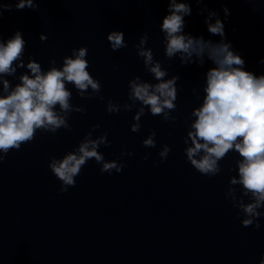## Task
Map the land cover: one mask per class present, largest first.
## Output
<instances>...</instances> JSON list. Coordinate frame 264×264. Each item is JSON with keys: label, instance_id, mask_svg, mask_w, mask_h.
Segmentation results:
<instances>
[{"label": "water", "instance_id": "water-1", "mask_svg": "<svg viewBox=\"0 0 264 264\" xmlns=\"http://www.w3.org/2000/svg\"><path fill=\"white\" fill-rule=\"evenodd\" d=\"M38 3L35 11H5L0 34L8 36L22 29L27 52L44 68L50 58L59 63L73 47L87 45L90 71L100 79L105 99H82L73 89V103L85 105L86 112L72 113V130L37 134L33 143L11 151L0 162V264H257L264 253V218L260 229L244 227L225 199L232 175L227 171L230 154L221 161L223 171L211 178L185 160L184 120L197 103L190 89L203 69L165 58L158 24L167 0ZM191 3L186 30L207 37L204 17L198 14L201 5L195 0ZM204 3L221 16V5H228L227 38L242 51L249 68L264 70L257 63L264 57V8L255 13L246 0ZM113 29L124 31L126 48H110L106 36ZM145 31L150 37L147 46L165 61L170 74L180 73L178 83L184 90L177 100L176 122L165 123L159 115L148 113L142 117L141 130L133 132L130 124L135 110L109 114L105 105L109 97L126 100L127 82L135 75L152 79L132 47ZM41 32L47 40H40ZM96 123L101 127L94 136L107 130L112 141L99 149L106 159H114L122 148L133 155L122 156L127 166L111 175L101 173L94 158L90 159L76 177V185L59 193L60 181L47 166L49 157L72 150ZM149 129L157 133L154 148L142 145ZM163 143L172 149L166 161L154 165ZM145 153H151L148 160L142 159Z\"/></svg>", "mask_w": 264, "mask_h": 264}, {"label": "clouds", "instance_id": "clouds-1", "mask_svg": "<svg viewBox=\"0 0 264 264\" xmlns=\"http://www.w3.org/2000/svg\"><path fill=\"white\" fill-rule=\"evenodd\" d=\"M195 2L201 5L198 14L204 17L207 37L186 30V17L192 15L191 0H167L165 14L158 24L165 58L169 62L178 60L181 66L195 64L203 69L198 83L190 89L197 103L184 120L182 151L186 162L209 178L223 171L221 161L230 154L227 171L232 175L224 197L236 210L242 226L260 229L264 218V70L249 68L242 51L227 38L225 21L231 15L227 4L221 5V16L219 10L209 8L204 0ZM246 3L255 13L264 8V0ZM38 7V0H3L0 17L5 11L25 8L35 11ZM217 36L218 39L213 38ZM39 38L45 41L48 37L41 32ZM106 39L113 51L128 46L123 30H110ZM149 39L145 31L132 47L152 79L135 75L127 82V99L121 102L109 97L105 105L109 114L135 110L130 124L133 132L141 130L142 117L148 113L159 115L165 123L176 122L177 100L184 90L178 83L180 73L170 74L165 61L157 59L152 47L147 46ZM27 44L22 29L17 28L8 36L0 34V162L11 151L33 143L37 134L71 131L72 113L86 112L85 105L73 103V89L82 99H105L100 79L91 74L87 45L73 47L59 63L50 58L44 68L33 53L27 52ZM257 63L264 66V57ZM100 127L99 123L92 124L72 150L61 157H49L47 166L60 181L59 193L76 185V177L90 159L94 158L101 173L110 175L127 166L121 157L133 155L131 150L122 148L110 160L99 151L101 146L112 144L107 130L94 136ZM156 135L155 129H149L142 145L154 148ZM171 149V145L163 143L157 152L159 161L154 159L153 164L166 161ZM150 155L145 153L142 159L148 160ZM257 264H264V253Z\"/></svg>", "mask_w": 264, "mask_h": 264}]
</instances>
